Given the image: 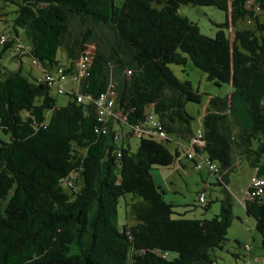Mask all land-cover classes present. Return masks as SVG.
<instances>
[{"label": "trees", "instance_id": "obj_1", "mask_svg": "<svg viewBox=\"0 0 264 264\" xmlns=\"http://www.w3.org/2000/svg\"><path fill=\"white\" fill-rule=\"evenodd\" d=\"M0 1L15 6L13 24L0 33V128L8 135L0 140V264H218L215 250L233 219L230 193L213 217L187 218L164 199L166 188L151 172L183 170L186 161L224 186L230 171L249 169L239 199L264 249V189L256 194L251 185V177L264 178V0ZM181 4L216 6L225 20L205 35L178 11ZM71 19L81 29L72 32ZM241 19L252 26L238 27ZM100 26L113 32V44L97 33ZM90 40L95 49L74 80ZM5 52L30 56L41 75L24 74L19 62L8 69ZM188 60L208 81L232 87L225 97L209 96L196 127L185 105L200 103L202 93L171 68ZM59 69L69 75L61 91L45 78ZM53 85L70 96L65 105L57 106ZM108 90L116 116L100 118L95 101ZM225 103L228 113L220 112ZM149 116L165 138L135 135ZM196 133L204 143L189 157ZM131 136L139 140L134 151ZM127 195L120 228L118 205ZM243 245L233 255L248 264Z\"/></svg>", "mask_w": 264, "mask_h": 264}, {"label": "rangeland", "instance_id": "obj_2", "mask_svg": "<svg viewBox=\"0 0 264 264\" xmlns=\"http://www.w3.org/2000/svg\"><path fill=\"white\" fill-rule=\"evenodd\" d=\"M122 0H116L117 4H121ZM15 6L12 3H2L0 1V33L6 29L7 25L13 24ZM178 11L187 16L191 21L195 22L200 31L209 36H214L218 27L216 23H221L225 20V12L216 6H205V5H186L181 4ZM238 27H251L252 25L247 22V20L241 19L237 23ZM81 29L77 19H71L70 30L76 32ZM234 28L230 29V32ZM97 33L103 38V40L109 44H113L115 37L112 31L107 28L100 26L96 28ZM21 39L25 45H30V40L27 37L25 31L20 29ZM2 47L0 46V52ZM2 53V63L8 69H15L18 67V56L14 55L12 52ZM24 74L31 71L32 75L40 76V68L33 62V59L24 55ZM57 58L61 62H65V50L60 47L57 52ZM174 73L181 80H189L194 88H197L200 93H202V100L200 103L187 102L185 105L186 110L194 117L192 120V126L196 127L198 125L197 118L200 113L203 112L204 106L210 95H218L220 97H225L228 95L232 87L230 84L222 83L216 85L212 81L206 79L204 72L196 68L190 60L186 64L177 66L171 65ZM28 75V74H27ZM67 87L73 86L71 83L66 84ZM51 95L56 98L57 106H63L67 103L70 96L66 93L57 94L56 87L53 85L50 90ZM148 111H152V107H147ZM220 112L228 113V105L221 104ZM0 140H8V135L5 134L0 128ZM138 138L135 136L130 137L131 147L134 151L138 144ZM172 149L173 144H169ZM163 170L164 172H169L170 168L167 167H154L151 172L158 180V173ZM250 171L245 166L239 167L234 171L229 172L228 186L219 184L216 176L209 174L205 169L199 172L193 167V163L186 161L185 169H181L173 173L172 183L166 184V193L164 194V199L166 201L172 202L176 205L175 210L184 215L187 218H211L215 214L220 212L221 200L228 191L231 195L232 203V214L233 219L230 226L227 229V241L224 243L222 249H216L215 255L217 256L218 264H242L243 257L234 256L233 254L239 252V244H247L250 246L249 253L259 256L264 260V249L260 246V234L255 228V220L252 216L246 213L244 204L239 199L243 197L246 185L249 180ZM211 179V184H206V177ZM225 187L227 190H225ZM204 191L206 196V201L201 204L199 201V193ZM130 201L129 195L121 197L118 205V226L121 228L126 223V202ZM210 203L208 209H204V205ZM244 251L243 249H241ZM174 254L171 253L170 257Z\"/></svg>", "mask_w": 264, "mask_h": 264}, {"label": "built area", "instance_id": "obj_3", "mask_svg": "<svg viewBox=\"0 0 264 264\" xmlns=\"http://www.w3.org/2000/svg\"><path fill=\"white\" fill-rule=\"evenodd\" d=\"M4 40V36L1 37V41ZM88 48L85 52V55H83L80 59V61L78 62V71L77 73L73 76L74 80H77L79 78H81L84 74V71L87 68V65L89 64V61L91 59V54L93 49H95V43L93 41H87L86 42ZM69 76L66 75L64 73H62V70L59 69L57 71V75H49L46 74L45 78L49 81H54L58 84V90H60L61 86V82L63 80H65V78ZM61 81V82H60ZM82 96L78 95L77 99L81 100ZM96 104V110L98 113V116L100 118H108L107 116L109 115H114L116 116V113L114 111V100H113V91L112 90H108L107 92H103L99 95V97L97 98V100L95 101ZM199 132V131H198ZM147 133H152L155 136H158L159 138H165L166 137V133L164 128L162 127L161 123L156 120L153 116H149L147 118V120L145 122L142 123V125L140 126H136L135 128V135L140 136L141 134H147ZM204 142L201 140L200 134L196 133V135H193L192 139H191V143L189 145L188 148V156L191 157L195 152H194V147L195 144L200 145L203 144ZM194 152V153H193ZM199 156V153H196ZM201 158V157H200ZM200 163L203 164H207L209 168H212L213 165L206 162L203 158H201ZM251 185L254 188V193L258 194L263 192L264 189V178L261 177H251ZM253 193V194H254ZM204 197V193L202 195L199 196V200L203 201ZM243 250H250V246L245 244L243 245ZM243 264H247L246 262H244Z\"/></svg>", "mask_w": 264, "mask_h": 264}, {"label": "crops", "instance_id": "obj_4", "mask_svg": "<svg viewBox=\"0 0 264 264\" xmlns=\"http://www.w3.org/2000/svg\"><path fill=\"white\" fill-rule=\"evenodd\" d=\"M9 56H11V54H9ZM12 57V56H11ZM24 55L22 56H19L18 58V61H19V64L21 65H24L25 62H24ZM186 165L184 164V167ZM161 172H159L157 175L158 177V180L156 181V178L154 177L155 179V182L158 184V185H161L165 188V185L166 184H171L172 183V179L174 178L173 177V173L174 172H177V170H174V169H170L169 172H164L163 170H160ZM156 176V175H154ZM206 180H208V184L210 185L211 183V179H209V177H206ZM241 250V249H240ZM246 260H249L248 261V264H264V260H262L259 256L257 255H254L253 253L250 252L249 256H246L245 257Z\"/></svg>", "mask_w": 264, "mask_h": 264}]
</instances>
